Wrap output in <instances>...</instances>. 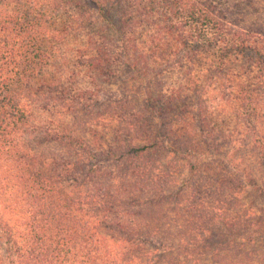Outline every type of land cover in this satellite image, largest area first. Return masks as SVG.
I'll use <instances>...</instances> for the list:
<instances>
[{"label":"trees","instance_id":"obj_1","mask_svg":"<svg viewBox=\"0 0 264 264\" xmlns=\"http://www.w3.org/2000/svg\"><path fill=\"white\" fill-rule=\"evenodd\" d=\"M85 2L117 35L96 36L82 52L90 53L83 62L94 78H112L123 63L129 81L152 74L161 86L177 72L186 82L170 95H145L140 108L127 94L74 91L48 73L62 37L53 16L66 3L0 0V264H197L215 245L207 235L227 219L237 220L239 244L251 242L257 232L241 221L252 211L232 218L221 200L207 208L198 190L187 192V180L174 188L178 168L164 170L172 155L220 157V146L193 136L204 133L205 82L218 83L227 62L225 36L233 54L246 45L227 28L222 0ZM250 91L230 94L225 105L257 110L262 96ZM184 93L197 101L179 109ZM106 122L115 124L116 144L88 128ZM225 145L230 170L223 172L241 186L232 192L241 198L252 179L231 177L247 168L231 152L248 148L264 161V140Z\"/></svg>","mask_w":264,"mask_h":264},{"label":"rangeland","instance_id":"obj_2","mask_svg":"<svg viewBox=\"0 0 264 264\" xmlns=\"http://www.w3.org/2000/svg\"><path fill=\"white\" fill-rule=\"evenodd\" d=\"M63 1L66 4L53 16V24L61 32L62 37L57 38L60 42L54 54L56 58L53 61L54 68H49L48 73L61 75L62 81H66V86L77 92L80 90L97 92L98 97L112 94L119 98L122 94H127L134 102L132 107L140 108L146 99L145 95L152 98L160 92L170 95L171 88L185 84L186 80H183L177 72L165 74L161 86L152 74L129 81L128 79L132 76L131 70L123 63H118L114 67L115 73L112 78H94L93 73L87 70L83 62L86 58L88 59L90 53L86 51L82 56V52L88 48L96 36L102 34L106 39L115 41L117 35L99 19V15L91 5L85 4V0ZM222 4L224 16L228 22L227 28L241 34L240 37L246 45H240L242 55L233 54L227 43L229 37L225 36L227 42L226 46L222 45L224 48L222 54L227 62L221 68L222 73L218 83L213 84L212 80L205 82L207 84L204 93L205 108L202 109L206 116L204 133L201 139H199V133L193 136V139H198L195 141L207 142L209 149L214 147L217 150L216 146H220L218 148L221 152L220 157L209 158L207 155L197 157L195 160V158L172 155L168 158L169 165L167 163L168 166L164 170L170 173L178 168L177 173L171 178L175 181L174 188L179 187L183 180H187L192 185L187 192L194 194L198 190L207 208L215 206L216 200H221L226 204L232 218L234 212L239 210L249 211V213L252 211L254 214L248 218L247 222L241 221L245 229L250 228L251 231L257 232L256 235H251L253 238L251 242L239 244L240 241L236 237L238 230L234 231L237 220L233 223L231 219L221 221L215 226L214 233L207 235L211 238V244L215 245L212 244L203 251L197 264H264V161L261 159L263 157L253 154L248 148L231 152L236 158L242 157V162L244 161L247 166L244 171L242 168L238 172L232 170L234 175L231 177L240 180L241 174L246 175L245 183L248 184L250 183L248 180L252 179L251 186L245 187L241 198L235 199L232 195V192L241 186L223 172L230 170L227 167L229 165L223 162L225 159L223 154L229 150L225 144L231 143L234 146L236 142L264 140V0H222ZM229 82L236 86L233 90ZM256 85L259 88L255 87ZM241 89L247 92L251 90L262 96L256 106L257 110L252 105L238 113L237 109L234 111L225 105L226 98L230 94L239 96ZM196 97L194 94L184 93L178 108L181 109L182 105L186 106L189 103L195 105ZM100 125L101 127L98 125L94 127V125V128H88L96 131L100 135V141L103 140L105 144H116L117 141L112 137L115 124L106 122ZM83 130L81 132L87 137L88 130ZM87 138L91 140L90 137ZM194 163L195 166L190 168L189 165ZM194 196L197 197L196 194ZM224 215L225 213L222 219ZM234 218L237 219V217ZM189 230L188 234L194 232L193 228Z\"/></svg>","mask_w":264,"mask_h":264}]
</instances>
